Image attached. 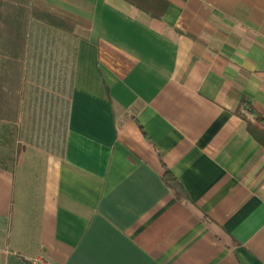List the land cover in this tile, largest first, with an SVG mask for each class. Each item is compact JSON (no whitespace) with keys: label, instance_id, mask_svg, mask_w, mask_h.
<instances>
[{"label":"crops","instance_id":"obj_1","mask_svg":"<svg viewBox=\"0 0 264 264\" xmlns=\"http://www.w3.org/2000/svg\"><path fill=\"white\" fill-rule=\"evenodd\" d=\"M241 98L264 117V0H0V264H264Z\"/></svg>","mask_w":264,"mask_h":264},{"label":"trees","instance_id":"obj_2","mask_svg":"<svg viewBox=\"0 0 264 264\" xmlns=\"http://www.w3.org/2000/svg\"><path fill=\"white\" fill-rule=\"evenodd\" d=\"M236 113L244 119L247 131H249V133L260 143V145L264 147V117L260 114V112L249 100L241 98L239 105L236 108ZM59 125L61 127V123H58V126ZM3 126L4 128L0 130V144H2V146L7 145L8 147H11L10 149L13 150V155H6V153L0 151V164L7 167H13L21 146L19 138L21 136V132L16 126L9 124ZM56 135L57 134L55 133V136ZM39 142L41 145L45 147L48 146L53 150H57L59 153L62 151L63 138L59 135L57 138L47 136L39 140ZM164 180L172 189L175 198H180V186L168 169L164 170Z\"/></svg>","mask_w":264,"mask_h":264},{"label":"rangeland","instance_id":"obj_3","mask_svg":"<svg viewBox=\"0 0 264 264\" xmlns=\"http://www.w3.org/2000/svg\"><path fill=\"white\" fill-rule=\"evenodd\" d=\"M65 103L66 102H64V104L62 105V107H61V112L58 114V118H57V121H58V123H61V127H60V125L58 126V124L56 125V124H54L53 125V128H55V130H54V133H53V136L55 137V138H57L56 136H55V133L57 134V135H59V136H62V131L63 130H65V125H64V123H65V113H66V107H65ZM19 144V143H18Z\"/></svg>","mask_w":264,"mask_h":264},{"label":"built area","instance_id":"obj_4","mask_svg":"<svg viewBox=\"0 0 264 264\" xmlns=\"http://www.w3.org/2000/svg\"><path fill=\"white\" fill-rule=\"evenodd\" d=\"M262 189H263V201H264V185L262 186ZM29 264H51V263L41 255H36L29 259Z\"/></svg>","mask_w":264,"mask_h":264}]
</instances>
